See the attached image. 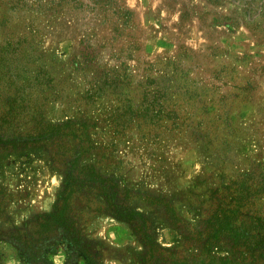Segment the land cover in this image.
<instances>
[{"label":"rangeland","instance_id":"374dc122","mask_svg":"<svg viewBox=\"0 0 264 264\" xmlns=\"http://www.w3.org/2000/svg\"><path fill=\"white\" fill-rule=\"evenodd\" d=\"M39 107L53 124L86 112L104 166L171 246L156 199L191 223L221 182L251 173L256 191L264 177V0H0V115ZM48 158L0 152V264H22L11 236L53 211L63 176ZM80 203L97 263L134 264L131 225ZM249 204L264 209V193Z\"/></svg>","mask_w":264,"mask_h":264},{"label":"trees","instance_id":"16d2710c","mask_svg":"<svg viewBox=\"0 0 264 264\" xmlns=\"http://www.w3.org/2000/svg\"><path fill=\"white\" fill-rule=\"evenodd\" d=\"M5 111L0 115V152L28 161L49 154V164L59 168L63 176L53 211L25 225L32 226L26 233L11 236L22 264H55L52 257L60 253L65 255L66 264H101L85 241L87 230L75 222L79 213L76 202L82 205L84 199L91 213L108 214L131 225L144 248L134 264H264V209L249 204L252 198L263 195L264 177L256 191L249 181L251 173L243 174L241 183L221 182L211 190L215 191L211 200L190 206L194 212L191 223L180 217L174 201L156 199L153 209L162 213L161 220L174 231L173 245L163 246L154 234L156 212L147 216L133 209L129 203L136 196H131L128 188L121 190L119 179L104 166L108 156L92 143L95 124L86 112L53 124L43 116L42 107L31 119L22 118L14 109H10L12 113ZM115 127L110 126L111 130ZM113 144L117 145L116 140ZM91 197L96 206L89 204ZM5 198L0 184V211ZM220 249L229 254L219 256Z\"/></svg>","mask_w":264,"mask_h":264}]
</instances>
